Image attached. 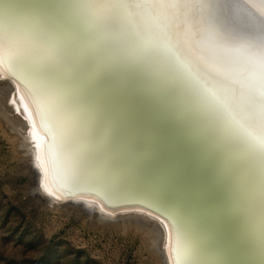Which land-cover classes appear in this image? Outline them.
Instances as JSON below:
<instances>
[{"label":"snow or ice","instance_id":"obj_1","mask_svg":"<svg viewBox=\"0 0 264 264\" xmlns=\"http://www.w3.org/2000/svg\"><path fill=\"white\" fill-rule=\"evenodd\" d=\"M33 11L38 29L0 6V66L41 103L54 170L117 198L160 191L136 165L124 119L92 87L141 79L147 64L242 147L264 236V0H40Z\"/></svg>","mask_w":264,"mask_h":264},{"label":"bare ground","instance_id":"obj_2","mask_svg":"<svg viewBox=\"0 0 264 264\" xmlns=\"http://www.w3.org/2000/svg\"><path fill=\"white\" fill-rule=\"evenodd\" d=\"M39 2L0 0V6L11 4L18 23L38 29L33 5ZM143 72L141 79L92 83L124 119L136 146V165L160 189L117 198L51 167V124L41 103L24 80L0 66V117L27 158L37 195L51 206L71 204L100 220L128 215L133 218L122 221H150L161 264H264V236L250 198L244 150L179 82L147 64Z\"/></svg>","mask_w":264,"mask_h":264},{"label":"rangeland","instance_id":"obj_3","mask_svg":"<svg viewBox=\"0 0 264 264\" xmlns=\"http://www.w3.org/2000/svg\"><path fill=\"white\" fill-rule=\"evenodd\" d=\"M2 118L0 264H161L150 221H122L133 218L128 215L100 220L78 206L41 201L27 158Z\"/></svg>","mask_w":264,"mask_h":264}]
</instances>
